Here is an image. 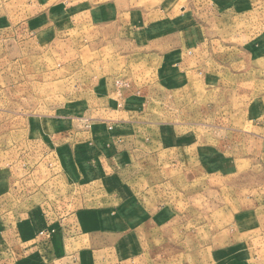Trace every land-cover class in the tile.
<instances>
[{
	"label": "rangeland",
	"instance_id": "obj_1",
	"mask_svg": "<svg viewBox=\"0 0 264 264\" xmlns=\"http://www.w3.org/2000/svg\"><path fill=\"white\" fill-rule=\"evenodd\" d=\"M232 108H264V0H0V212H144L116 264H264V128Z\"/></svg>",
	"mask_w": 264,
	"mask_h": 264
},
{
	"label": "crops",
	"instance_id": "obj_2",
	"mask_svg": "<svg viewBox=\"0 0 264 264\" xmlns=\"http://www.w3.org/2000/svg\"><path fill=\"white\" fill-rule=\"evenodd\" d=\"M101 9L104 10L102 15L111 19L113 16L112 10L104 5L100 9L97 7L93 11H89L92 13H102ZM105 9L107 10L105 11ZM137 12L139 13V10ZM187 30H181L180 32H191ZM187 41L185 38L182 44H179L178 48L175 46L173 49H192V41ZM204 42L202 38L196 41V43L205 49V58L203 61L201 60L200 64L207 61ZM200 46L198 45L195 48H199ZM261 60L260 58L255 59V61ZM191 61H193L192 58L185 65H193ZM232 64L240 65L235 60ZM186 76H189L188 73H186ZM222 109L224 108H221V110L218 109V112L221 114H223ZM228 114L233 118L237 117L235 122L239 124L238 126L234 125L235 127L231 126L230 128H264V108L258 111L247 109L242 111V113L241 110L232 108ZM220 124L219 127L224 130V123ZM144 199V201L139 200L144 207L147 209L156 207L155 204L157 205V203L152 198L145 196ZM120 202L122 204L124 200ZM103 205H106V203ZM167 207L171 209L175 208L170 203L167 204ZM43 208L44 206L38 203L30 206L27 211L16 212L14 209L12 211L10 208H7L0 212V264H116V259L122 260L126 258L125 249L128 246L129 239H134L136 236L138 242L143 241L141 238L142 228L139 226L140 219L138 218L141 213L140 211H137L138 213L136 214L133 212L134 215L131 217L134 224L137 225L134 231L128 230L123 234H113L111 232L106 234L101 232L99 234L94 232V226L98 223L96 222L98 217L96 210L99 209L94 205H85L64 216L61 220L57 222L53 221L51 223L52 226H57H55L54 233L45 236L42 233L38 235L42 227L51 225L46 222L47 219L43 213ZM122 209L124 210V208ZM125 213L127 215L129 214L127 211ZM143 214L144 212L141 213V215ZM37 223L38 225H36ZM146 223H153V220H148ZM40 225L41 227H39ZM102 225H104V221ZM107 240L110 241V246L104 245ZM100 241L104 243H100ZM112 242L115 243L113 244ZM140 245L143 247L142 244ZM140 245L138 243L139 250H143ZM113 246L116 248H113Z\"/></svg>",
	"mask_w": 264,
	"mask_h": 264
}]
</instances>
